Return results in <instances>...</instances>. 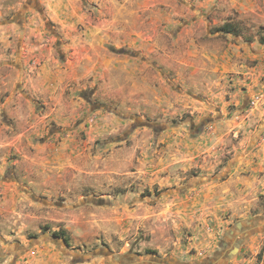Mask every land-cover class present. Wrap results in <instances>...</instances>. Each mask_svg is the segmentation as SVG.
Instances as JSON below:
<instances>
[{"label": "rangeland", "instance_id": "rangeland-1", "mask_svg": "<svg viewBox=\"0 0 264 264\" xmlns=\"http://www.w3.org/2000/svg\"><path fill=\"white\" fill-rule=\"evenodd\" d=\"M0 264H264V0H0Z\"/></svg>", "mask_w": 264, "mask_h": 264}, {"label": "water", "instance_id": "water-1", "mask_svg": "<svg viewBox=\"0 0 264 264\" xmlns=\"http://www.w3.org/2000/svg\"><path fill=\"white\" fill-rule=\"evenodd\" d=\"M250 227H251V221H249V220L240 221L235 225L234 231L233 230L228 231L227 235L232 236V235L236 234L238 231H240L242 229H250ZM237 247H238V244H235V246L232 248V250L227 254L228 258H231L234 255V253L237 251Z\"/></svg>", "mask_w": 264, "mask_h": 264}, {"label": "trees", "instance_id": "trees-1", "mask_svg": "<svg viewBox=\"0 0 264 264\" xmlns=\"http://www.w3.org/2000/svg\"><path fill=\"white\" fill-rule=\"evenodd\" d=\"M230 25L229 24H226V25H224V26H222V27H220V31H223V32H227V33H230L231 31H230Z\"/></svg>", "mask_w": 264, "mask_h": 264}]
</instances>
